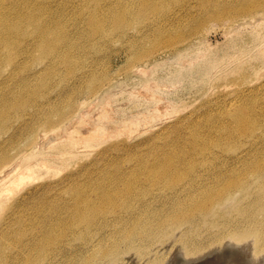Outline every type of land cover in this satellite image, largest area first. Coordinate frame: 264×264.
Returning a JSON list of instances; mask_svg holds the SVG:
<instances>
[{"label": "rangeland", "instance_id": "rangeland-1", "mask_svg": "<svg viewBox=\"0 0 264 264\" xmlns=\"http://www.w3.org/2000/svg\"><path fill=\"white\" fill-rule=\"evenodd\" d=\"M144 1L97 0L84 8L86 17L98 10L106 16L129 12L118 30H109L110 21L104 22V30L116 31L107 40L80 24L84 15L68 9L70 20L59 15L71 43L68 60L54 54L36 61L43 49L34 48L22 64L6 68L12 76L0 86V159L3 151L17 159L25 153L35 156L17 167L21 173L32 165L29 180L9 189L6 180L0 182V233L15 221L18 206L56 203L86 186L94 199L96 187L109 185L110 175L116 180V170H138L141 157L148 165L153 154L192 158L190 148L196 143L203 156L215 159L231 137L234 141L241 135L231 113L240 111L250 126L264 125V8L248 14L242 8L247 0H201L184 10L181 3L155 0L159 10L147 21L140 16ZM49 62L51 70H46ZM24 78L30 86L15 106L19 95L14 92ZM49 119L56 125L46 131ZM259 135L264 147V132ZM199 154L193 152V157L201 160ZM16 163L9 164L11 169ZM195 168L204 170L202 164ZM27 214L29 224L39 223L38 209L19 213ZM64 229L57 232L66 236L63 243L71 237ZM169 240L151 246L162 260L180 250ZM8 252L0 243L2 264L17 253ZM132 252L118 253L107 264H150V256Z\"/></svg>", "mask_w": 264, "mask_h": 264}, {"label": "bare ground", "instance_id": "bare-ground-1", "mask_svg": "<svg viewBox=\"0 0 264 264\" xmlns=\"http://www.w3.org/2000/svg\"><path fill=\"white\" fill-rule=\"evenodd\" d=\"M93 1L97 2L11 0L6 3L0 0V86L12 76L9 77L12 72L6 73V68L22 64L32 56L34 48L43 49L36 61L54 54L68 60L71 43L59 15L67 22L70 20L67 10L73 8L77 16H85L84 8ZM162 1L164 5L172 1L181 3L184 10L192 3H201V0ZM247 1L242 2V8L247 9L248 14L264 8V0ZM144 5L154 11L145 9L140 15L148 21L159 8L155 0H145ZM128 14L124 11L106 16L98 10L85 16V20L81 18L80 24L88 25L94 36L107 40L116 32L109 30L124 27ZM108 20L111 27L104 30V22ZM50 64L46 70H51ZM29 81L24 78L18 84V91L14 92L15 96L19 95L15 106L20 103L21 93L30 86ZM9 101L11 105L13 100ZM231 117L241 135L234 141L231 137L224 154L215 159L207 154L203 156V149H198L194 143L190 148L192 158L187 159L183 153H172L175 156L171 158L153 154L149 165L140 158L138 170L127 173L116 170V180L111 175L108 177L111 178L109 185H94V199H89L86 186L73 189L70 197L56 203L40 200L18 206L17 218L0 233L2 248L9 249L8 253L17 252L6 256L4 264H36L39 259L37 264H107L118 253L130 251L141 258L150 256V264H264V147L259 135L264 132V125L255 122L250 126L252 123L243 119L240 111L231 113ZM55 125L56 122L49 119L46 131L54 129ZM30 136L34 143V134ZM196 137L194 135L192 142ZM200 151L202 157L197 160L193 152ZM1 154L0 182L6 180V189L30 179L32 165L21 173L23 170L17 167L30 162L34 152L20 155L18 159L6 151ZM212 155L215 157L218 153ZM228 159L234 162L232 166ZM14 161L17 163L11 169L9 164ZM198 164H202V173L194 170ZM12 173L14 179H10ZM2 204L0 200V206ZM30 208L38 209V224H29L28 214L19 215L21 209ZM62 229L71 235L65 243L62 240L66 236L57 234ZM175 231L182 232L174 237ZM165 239L175 240L180 246L177 251L181 253L175 252L173 258L162 260L159 251L153 252L151 246Z\"/></svg>", "mask_w": 264, "mask_h": 264}]
</instances>
